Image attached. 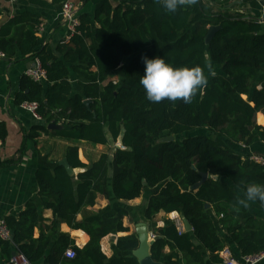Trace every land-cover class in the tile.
I'll list each match as a JSON object with an SVG mask.
<instances>
[{"label":"trees","instance_id":"1","mask_svg":"<svg viewBox=\"0 0 264 264\" xmlns=\"http://www.w3.org/2000/svg\"><path fill=\"white\" fill-rule=\"evenodd\" d=\"M224 2L198 0L173 14L160 0H99L92 16L80 15L75 32L54 48L37 37L41 24L31 13L0 24L4 59L32 57L46 73L44 83L20 77L13 103H36L42 123L23 131L18 154L28 141L36 143L47 133L49 124L60 125L51 132L69 143L64 159L70 168L81 170L69 175L56 164L35 171L38 195L47 200L43 208L50 209L53 218L43 225L38 208L30 202L16 216L5 217L11 240L0 239V264H11L13 251L32 264H138L132 255L138 247L136 234L117 238L120 256L108 259L101 250L103 237L128 232L123 226L125 212L101 220L85 211L98 195L127 202L146 188H158L145 205L146 220L154 224L158 213L175 212L192 228L180 231L169 218L155 224L156 239L150 247L154 261L205 264L206 252L212 264H222L219 254L227 241L220 232L242 257L264 251V223L255 218L240 222L234 215L246 210L234 207L237 190L245 195L249 183L264 184V168L225 142L249 146L257 135L264 142V127L255 122L257 113L264 114V80L258 84L264 75V32L254 18L218 9ZM211 25L219 29L206 43ZM144 56H159L175 67L200 66L208 84L191 103L179 99L152 103L140 84ZM114 72L119 73L116 82L110 79ZM197 129L208 134L188 136ZM171 135L174 141L159 142ZM6 137V125L0 121L1 143ZM82 142L92 147L114 145L111 158L105 151L82 163L78 159ZM13 162L11 158L0 166ZM200 173H207V180L191 190ZM59 223L85 232L87 244L75 246L69 235L58 232ZM68 249L75 253L71 259L64 254Z\"/></svg>","mask_w":264,"mask_h":264},{"label":"crops","instance_id":"2","mask_svg":"<svg viewBox=\"0 0 264 264\" xmlns=\"http://www.w3.org/2000/svg\"><path fill=\"white\" fill-rule=\"evenodd\" d=\"M69 1L75 8V15L79 17L83 14L92 16L96 3L99 0ZM224 1V5H219L218 9L228 10L230 13L240 15L241 17L254 18L261 24L264 32V5L255 0ZM113 3L115 4L116 1ZM61 6L62 4L54 5L52 0H17L15 2L0 0V24L17 14L31 13L38 17L41 24L39 31L36 32L37 37L40 38L43 44L54 48L65 40L68 35L67 22L61 15ZM34 62L35 59L32 57L8 61L0 59V121L5 123L7 129V137L0 147V164L11 158H14L16 161L10 165L0 166V218L4 219L10 215L16 216L24 209L26 203L30 202L38 208L42 224L48 225L53 218L52 212L50 209L43 208V204L47 200L38 195L35 171L39 168L53 167L58 164L60 160L64 159L65 150L69 143L54 136L51 132L53 129H49L47 133L40 134L36 139V143L28 141L24 151L18 154L23 142V131L27 132L31 127L42 123V121L35 120L27 110L13 103L14 95L19 89L20 77L24 75L28 68L34 65ZM122 65L123 63L118 70L123 67ZM114 73L110 78L113 82L118 80L119 77V73ZM263 80L264 75L259 77L258 84ZM72 84L75 87V91H78L79 88L76 81H72ZM255 122L257 125L264 127V114L257 113ZM225 142L242 156H249L251 154L264 155V142L260 139L259 135L256 136L255 141L249 146L244 144L236 145L228 140H225ZM79 146L78 159L84 164H87L89 160L97 159L105 151H109L110 158L113 153V148H110L111 145H95L92 147L82 142ZM157 189L146 188L139 198L127 202L117 201L111 195L108 198L98 195L94 206L86 208L85 212L93 214L92 218L94 219H106L120 211L126 214L123 218V226L128 229V232L109 234L101 239V250L108 259L122 255V253L115 249L117 238L136 234L135 230L139 224H149V233L155 235L153 226L155 224L158 225L162 219L169 218L175 221L180 218L175 212L168 214L167 218L165 217L166 214L158 213L153 221L154 224L144 218L145 205L149 197ZM237 195L239 200L246 199L241 190H237ZM246 205L244 212L234 214L236 218L240 222H245L248 218H255L264 223V207L255 201H247ZM82 216L83 214L77 215V219L81 221ZM58 232L69 235L78 248H82L88 242V236L85 232L79 229H70L65 223H59ZM220 234L227 241L225 248L230 252L232 258L240 263L242 256L239 248L228 239L226 234L223 232H220ZM37 235L38 230L35 229L34 237ZM54 239H57V236ZM168 251L166 248L165 253ZM204 258L206 260L205 264H212L207 259L206 252H204ZM257 264H264V260Z\"/></svg>","mask_w":264,"mask_h":264},{"label":"clouds","instance_id":"3","mask_svg":"<svg viewBox=\"0 0 264 264\" xmlns=\"http://www.w3.org/2000/svg\"><path fill=\"white\" fill-rule=\"evenodd\" d=\"M198 0H160L162 8L168 13H176L185 6H193ZM145 64L144 74L140 84L144 88L147 99L159 103L164 99L182 100L191 103L197 91L208 84V77L200 66L175 67L159 56L155 58L142 57ZM209 73L214 74L212 66L208 65ZM245 200L237 201L234 207L247 206V201L264 203V184L249 183L245 191Z\"/></svg>","mask_w":264,"mask_h":264},{"label":"built area","instance_id":"4","mask_svg":"<svg viewBox=\"0 0 264 264\" xmlns=\"http://www.w3.org/2000/svg\"><path fill=\"white\" fill-rule=\"evenodd\" d=\"M9 1L15 2L17 0H9ZM255 1L260 2L264 0H255ZM61 15L67 22L66 26L68 30V35L65 38V40H63V41H67L68 38L75 32V28L79 24L78 17L75 15V8L69 0H65L62 3ZM37 31H39V28L37 29ZM3 58H4V55L0 53V59H3ZM24 75L29 77L31 80L35 82L44 83L46 80V73L44 69L41 67L39 61L36 59H35L34 65L28 68L25 71ZM20 107L27 110L35 120L41 121L40 116L36 112V109H37L36 103H23L20 105ZM1 144L2 143L0 141V147H1ZM248 159L264 168V155L251 154L248 156ZM175 223L178 229L180 231H183V224H182L181 219L180 218L176 219ZM155 238H156L155 235H153L152 233H149L150 240H154ZM0 239L5 240V241L11 240L10 230L8 229V227L6 226L2 218H0ZM64 254L66 258H69V259L73 258L75 255V253L71 249L66 250ZM219 255L221 259L223 260L224 264H257L260 261L264 260V251L256 255L242 257V261L240 263L237 262L234 258H232L230 252L226 248L223 249ZM10 263L11 264H32L25 258V256H23L21 253H18L16 251H15V255H13L10 259Z\"/></svg>","mask_w":264,"mask_h":264},{"label":"water","instance_id":"5","mask_svg":"<svg viewBox=\"0 0 264 264\" xmlns=\"http://www.w3.org/2000/svg\"><path fill=\"white\" fill-rule=\"evenodd\" d=\"M260 4L264 5V1H260ZM218 29H219V26H215V25L209 26L207 33L205 35V42L206 43H208L212 39L213 35L215 34V32ZM3 60L6 61V59H4V58H3ZM85 103L88 104L89 101H85ZM61 128L62 127L60 125H56V124H49L48 125V129L60 130ZM172 141H174V137L172 135L159 140V142H162V143L172 142ZM58 165L63 166L69 175H73V174H77V173L81 172L80 169L72 170L70 168V166L68 165L66 159L60 160L58 162ZM193 169H194V167H193ZM199 175H200L199 182H197L195 185H193L190 188L191 190L198 189L199 186L203 182H205L208 178L207 173H200ZM213 178L216 179V177H213ZM205 207L209 208V205L206 204ZM165 217L167 218L168 214H166ZM180 219H181L182 224L184 226V231L190 232L192 230V228H191L190 224L187 222V220L182 218V217H180ZM149 229H150L149 224H139L137 226L135 233H136V236L138 239V247L135 250H133L132 255L137 259L138 264H162L161 262L154 261L151 258L150 247L156 238L154 240L149 239ZM13 255H15V251L12 252V256Z\"/></svg>","mask_w":264,"mask_h":264},{"label":"rangeland","instance_id":"6","mask_svg":"<svg viewBox=\"0 0 264 264\" xmlns=\"http://www.w3.org/2000/svg\"><path fill=\"white\" fill-rule=\"evenodd\" d=\"M207 75V74H206ZM116 81H118V80H115V82ZM200 90L201 89H199L198 91H197V95L200 93ZM208 134V132H207V130L206 129H197V130H195V131H193V132H190L189 134H188V136H191V137H193V136H196V135H207ZM213 137H216L215 135H212ZM181 138H182V136H181ZM180 140V139H179ZM118 144V143H117ZM110 148H113V145H111L110 146Z\"/></svg>","mask_w":264,"mask_h":264},{"label":"bare ground","instance_id":"7","mask_svg":"<svg viewBox=\"0 0 264 264\" xmlns=\"http://www.w3.org/2000/svg\"><path fill=\"white\" fill-rule=\"evenodd\" d=\"M176 218V217H175ZM175 218H173V219H175Z\"/></svg>","mask_w":264,"mask_h":264}]
</instances>
